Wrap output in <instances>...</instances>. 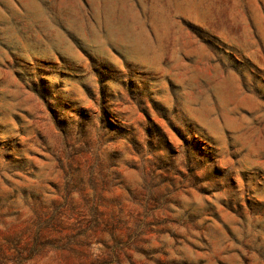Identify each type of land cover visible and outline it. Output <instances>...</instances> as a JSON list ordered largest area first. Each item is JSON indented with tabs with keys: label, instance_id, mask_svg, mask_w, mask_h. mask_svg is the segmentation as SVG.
Listing matches in <instances>:
<instances>
[{
	"label": "rangeland",
	"instance_id": "rangeland-1",
	"mask_svg": "<svg viewBox=\"0 0 264 264\" xmlns=\"http://www.w3.org/2000/svg\"><path fill=\"white\" fill-rule=\"evenodd\" d=\"M0 264H264V0H0Z\"/></svg>",
	"mask_w": 264,
	"mask_h": 264
}]
</instances>
